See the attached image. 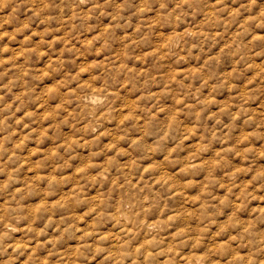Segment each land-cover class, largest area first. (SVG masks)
<instances>
[{"label": "clouds", "instance_id": "9594fccd", "mask_svg": "<svg viewBox=\"0 0 264 264\" xmlns=\"http://www.w3.org/2000/svg\"><path fill=\"white\" fill-rule=\"evenodd\" d=\"M0 264H264V0H0Z\"/></svg>", "mask_w": 264, "mask_h": 264}]
</instances>
